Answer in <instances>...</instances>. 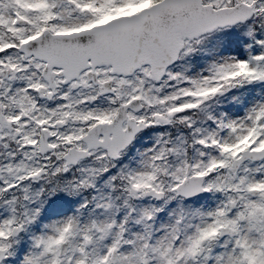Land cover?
<instances>
[{
    "label": "snow or ice",
    "instance_id": "1",
    "mask_svg": "<svg viewBox=\"0 0 264 264\" xmlns=\"http://www.w3.org/2000/svg\"><path fill=\"white\" fill-rule=\"evenodd\" d=\"M0 264H264V0H0Z\"/></svg>",
    "mask_w": 264,
    "mask_h": 264
}]
</instances>
